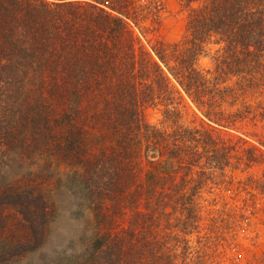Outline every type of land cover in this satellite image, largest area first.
I'll return each instance as SVG.
<instances>
[{
    "label": "trees",
    "instance_id": "trees-1",
    "mask_svg": "<svg viewBox=\"0 0 264 264\" xmlns=\"http://www.w3.org/2000/svg\"><path fill=\"white\" fill-rule=\"evenodd\" d=\"M180 1L168 39L160 0H0V163L78 167L94 220L77 264H211L185 251L207 181L264 158V0ZM0 178L3 264L45 244L54 209Z\"/></svg>",
    "mask_w": 264,
    "mask_h": 264
},
{
    "label": "rangeland",
    "instance_id": "rangeland-1",
    "mask_svg": "<svg viewBox=\"0 0 264 264\" xmlns=\"http://www.w3.org/2000/svg\"><path fill=\"white\" fill-rule=\"evenodd\" d=\"M160 1L163 9L159 34L171 39L183 30L186 10L180 0ZM209 60L208 56L202 57L200 64L206 66ZM183 104L184 120L189 121L195 108L185 96ZM147 117L158 122L161 115L149 109ZM43 157L24 159L15 151L6 153L0 163L2 179L38 181L54 209L45 244L3 264H77V255L91 234L94 219L79 188L80 170ZM231 162L219 182L207 181L204 199L198 202L196 221L185 238V251L195 254L201 244L207 247V261L211 264H264V158L249 163L248 157H232ZM217 196V201H213ZM117 222L125 220L118 217L114 223Z\"/></svg>",
    "mask_w": 264,
    "mask_h": 264
}]
</instances>
